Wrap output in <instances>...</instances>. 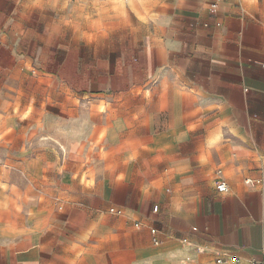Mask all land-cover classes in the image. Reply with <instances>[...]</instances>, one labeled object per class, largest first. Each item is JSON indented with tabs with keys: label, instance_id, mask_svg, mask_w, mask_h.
<instances>
[{
	"label": "crops",
	"instance_id": "0c3cea01",
	"mask_svg": "<svg viewBox=\"0 0 264 264\" xmlns=\"http://www.w3.org/2000/svg\"><path fill=\"white\" fill-rule=\"evenodd\" d=\"M72 1L80 28L60 16L51 36L70 32L80 53L93 35L103 39L96 53H143V77L124 90L108 72L97 86L110 92L103 111L73 109L64 93L60 115L22 116L0 98V150L20 151L0 153V264L264 260V0H135L141 17L129 0H0L2 48L10 52L3 40L25 37L32 16L42 18L36 8L58 13ZM97 5L116 11L99 14ZM90 11L113 26L90 32ZM26 125L59 142L67 159L51 156V141L26 142ZM85 150L98 153L93 175ZM26 172L47 175L48 189L26 184ZM220 180L228 192L217 190Z\"/></svg>",
	"mask_w": 264,
	"mask_h": 264
},
{
	"label": "rangeland",
	"instance_id": "374dc122",
	"mask_svg": "<svg viewBox=\"0 0 264 264\" xmlns=\"http://www.w3.org/2000/svg\"><path fill=\"white\" fill-rule=\"evenodd\" d=\"M121 2L123 5L128 4L126 0H121ZM135 2V0H129V7L141 17ZM74 4L75 1L70 2L69 6L65 7L66 10H60L61 12L58 13L51 12L48 5L36 8L34 13L43 16L41 19L37 15L32 16V21L27 23L23 32H19L26 34L25 37L19 36L3 40V45L6 46L7 44L10 52L2 48L0 39V98L8 99L11 109H15L17 115L21 111L23 112L22 116L27 115L34 108L47 109L60 115L65 109L64 106H61V103L64 104L66 100L64 93L72 95L73 109L103 111L111 105V103L105 101L103 95L107 96L110 92L99 91L97 86L102 80L108 78V72L111 76L116 75L117 82L124 90L128 89L129 80L143 77L145 64L143 53L137 55L96 53L94 49H96L98 43H102L103 39H98L94 35L88 39L90 45L88 52L83 50L80 53L76 49L75 38H70V32H67L61 38L51 36L53 33L50 29L55 26V19L60 18V16L64 18V16L71 17L72 15L74 27L80 28V21H76V18L79 19L81 16L80 5L75 6ZM94 8L95 11H98L96 13L99 14L108 13L109 9L116 11V7L108 8L97 5ZM96 13L93 14L90 11L88 14L90 32L96 30L97 26L104 27L105 24L107 27L113 26L112 20L106 23L93 22L92 19L98 16ZM125 13H127V10ZM73 36H75L74 33ZM106 40L110 41V39ZM16 63H24L27 70H21L16 66L11 69L13 64ZM6 66L8 69H6ZM39 136L33 137L30 127L28 128L26 125V142L31 143L33 139H38L46 147H49L48 143L51 141L55 143L57 151L52 152L51 156L60 157L62 162L63 159H67L66 150L59 142L52 140L47 134ZM55 136L59 140L60 138L67 140L72 135L60 133ZM24 152L29 156L32 154V151L25 150ZM0 153L2 158H16L20 151L11 149L9 145L3 143ZM86 153H88V158L86 157L83 163L85 168H88V173L93 175L99 165L98 153L95 150H85L83 156H86ZM11 168L17 173L16 167ZM25 180L26 184L30 186H40L42 192L48 189L47 175L33 181L29 173L26 172ZM44 198L42 196V199Z\"/></svg>",
	"mask_w": 264,
	"mask_h": 264
},
{
	"label": "built area",
	"instance_id": "2783aa9c",
	"mask_svg": "<svg viewBox=\"0 0 264 264\" xmlns=\"http://www.w3.org/2000/svg\"><path fill=\"white\" fill-rule=\"evenodd\" d=\"M256 183H260L261 182V180H256L255 181ZM247 183L248 184H252L253 183V180H251V179H249L248 181H247ZM216 188H217V190L219 191V192H221V193H226V192H228L229 191V184L227 183V181H225V180H220V181H218L217 182V185H216ZM154 211H158V206H155L154 207ZM152 231V234H153V236H154V238H153V242H154V244L155 245H158V244H160V240L156 237V235H157V230L156 229H152L151 230ZM218 262L219 261H221V259H218L217 260ZM252 264H264V260H260V261H254Z\"/></svg>",
	"mask_w": 264,
	"mask_h": 264
}]
</instances>
